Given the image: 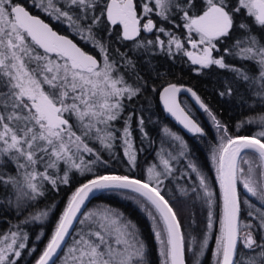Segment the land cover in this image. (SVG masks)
<instances>
[{
	"label": "snow or ice",
	"instance_id": "obj_1",
	"mask_svg": "<svg viewBox=\"0 0 264 264\" xmlns=\"http://www.w3.org/2000/svg\"><path fill=\"white\" fill-rule=\"evenodd\" d=\"M177 59L198 75L220 72L217 94L242 118L230 126L172 82L160 61ZM148 93L205 139L214 178L167 126L141 163L137 140L154 143L138 103L150 107ZM62 189L34 264H152L153 244L158 264H264V0H0V215L15 218L0 230V264L37 252L29 226L39 224L40 242L57 209L48 196ZM101 191L137 203L152 244L117 208L84 211Z\"/></svg>",
	"mask_w": 264,
	"mask_h": 264
},
{
	"label": "trees",
	"instance_id": "obj_2",
	"mask_svg": "<svg viewBox=\"0 0 264 264\" xmlns=\"http://www.w3.org/2000/svg\"><path fill=\"white\" fill-rule=\"evenodd\" d=\"M186 60V58H184ZM162 65V70L164 68H171L172 73L168 77L172 82L177 83L178 85H183L185 87H191L201 99L214 111L217 115L230 126L234 125L236 121L240 120L242 109L236 108V101L226 102L225 98H221L217 94V89L219 86V81L223 79V76L216 69H212L204 75H198L195 72L189 70L190 62L188 64L183 63L180 59H177L175 63L169 61H160ZM159 85V82H158ZM150 96V107L149 102L139 101V104H143L148 111L144 113L146 117H150L151 122L148 124V132L151 139L154 141L153 145L150 147L147 142L141 144L137 140L136 147L142 148L143 151L139 154V159L143 164L145 160L151 162L152 157L155 155L154 149L158 150L160 147V138L163 137L161 129L165 126L169 127L172 131L181 135L186 143L189 145L190 149L195 154L196 158L199 159L202 163H205L206 167L209 169V174L214 178L215 172L211 167V164L208 162L209 147L205 139H201L198 134L193 135H184L179 129H177L167 118L164 117L162 110L157 99L156 94L148 93ZM192 105H189L187 101L181 103L182 106H185L196 119L201 127L204 128L205 132L208 133L207 141L215 143L212 140V137L215 135L209 118L199 108V105L195 102H191ZM194 104V105H193ZM194 106V107H193ZM241 134H249L246 129H241ZM117 171H123L122 166H117ZM137 175L140 173L137 172ZM241 191V190H240ZM68 195L67 189H62L59 194L52 193L48 196L47 202H56L57 209L50 215L49 219L44 222L43 231L45 236L42 237L40 242H35L34 235L40 231V226L38 223L30 225V236L34 242V246L37 247V252L33 256H25L22 264H34L36 256L39 255V252L42 251L44 245L47 243V237L51 235V232L54 228L56 219L58 218L59 211L62 210L64 203ZM255 200V198H252ZM259 203V202H257ZM111 206L117 208L120 211L124 212L127 216L132 218L134 221L139 223L143 233L146 237L149 238V243L152 244L151 240V228L150 222L145 217L144 213L140 210L137 203L125 196L120 195L116 192L101 191L87 204L84 211L94 210L97 207ZM43 206V205H41ZM191 210H185L183 215L187 217ZM11 219L15 222V218L10 214L8 217L0 215V230H6L7 221ZM200 220L199 213H197V221ZM70 239V238H69ZM152 264H158V253L156 251L155 245L152 247ZM59 264V261H57Z\"/></svg>",
	"mask_w": 264,
	"mask_h": 264
},
{
	"label": "water",
	"instance_id": "obj_3",
	"mask_svg": "<svg viewBox=\"0 0 264 264\" xmlns=\"http://www.w3.org/2000/svg\"><path fill=\"white\" fill-rule=\"evenodd\" d=\"M184 96V97H186L190 102H196L195 101V98L194 97H192L191 96V94L190 93H187L186 91H181L180 93H178L177 94V98L179 97V96ZM157 99H158V102H159V105H160V109L162 110V112H163V114H164V117L165 118H167L177 129H179L184 135H187V136H189V135H193V133H190V132H188V130L187 129H185L181 124H179V122L178 121H176L175 120V118L174 117H172L170 114H168L165 110H164V107H163V102L159 99V96L157 95ZM241 192L243 193V188L241 187ZM98 193H100V192H96L95 193V195H97ZM94 195V196H95ZM94 196H92L91 198H90V200L88 201V202H86V206H87V204L94 198Z\"/></svg>",
	"mask_w": 264,
	"mask_h": 264
},
{
	"label": "flooded vegetation",
	"instance_id": "obj_4",
	"mask_svg": "<svg viewBox=\"0 0 264 264\" xmlns=\"http://www.w3.org/2000/svg\"><path fill=\"white\" fill-rule=\"evenodd\" d=\"M178 101H180L181 103L187 101V102L189 103V105H192V103H191L186 97H184V96H182V95L178 97ZM193 105H194V104H193ZM193 107H194V106H193Z\"/></svg>",
	"mask_w": 264,
	"mask_h": 264
}]
</instances>
